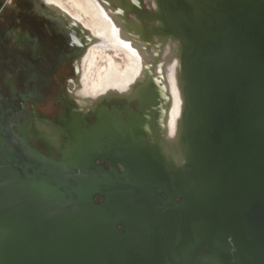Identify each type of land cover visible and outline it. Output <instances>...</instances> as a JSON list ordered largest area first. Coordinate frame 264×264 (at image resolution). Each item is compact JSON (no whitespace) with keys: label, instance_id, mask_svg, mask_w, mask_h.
<instances>
[{"label":"water","instance_id":"95a60500","mask_svg":"<svg viewBox=\"0 0 264 264\" xmlns=\"http://www.w3.org/2000/svg\"><path fill=\"white\" fill-rule=\"evenodd\" d=\"M133 2L180 48L174 138L158 92L66 110L58 143L0 92V264H264V0Z\"/></svg>","mask_w":264,"mask_h":264},{"label":"bare ground","instance_id":"6f19581e","mask_svg":"<svg viewBox=\"0 0 264 264\" xmlns=\"http://www.w3.org/2000/svg\"><path fill=\"white\" fill-rule=\"evenodd\" d=\"M44 1L47 3L46 5L49 6L50 11L56 13L57 17L55 18H58L60 20V23H62L63 27H65L68 30L75 31L79 36L82 37V41H84L82 45L85 44V40L88 41L89 36L86 34V32L87 31L89 32V30L92 31L91 30L92 26H94L95 24L94 22L97 20L96 17V11H97L98 17L101 20L105 21V23H103L102 21L103 25L102 23L99 25L95 24L101 36L100 40L103 42V44H106L107 42L108 44L109 42H113V44L117 43L118 46L120 45L119 47L124 48V50L126 49L130 51L129 55L131 62L127 66L125 72L117 73L116 71L109 70V72L106 73L105 76L102 74L104 78L102 79L101 84L98 83L99 81L97 82L99 84V86L97 87L99 88L96 93H92L88 89L89 82L87 83L84 73L82 74L83 80L81 83H77L76 82L77 80L75 81L74 79H70L69 86L72 88V90L71 93L69 94L77 99V101L80 104L79 106L83 108L82 110L85 111L86 113L89 108L94 109L96 106L98 107V111L105 107H109L107 104H103V105L98 104V102L101 100L103 95L105 97L109 96L108 99H110V97H112L113 95H119V96L122 95V96H126L129 99L136 98L138 99L137 101L138 103L140 101V103L142 104H147L149 103L150 100L148 99L147 96H149L150 94H156V92H158L161 94L162 98L157 114L156 112H154V114L157 115V129L162 139L165 138L164 135H167L170 138H174L176 127L178 124V118L180 117L181 114L182 101H183L181 87H180V80H179L180 56L178 54L180 52V48H178L177 42H172L171 39L167 41L166 38L161 40V37L155 35H154L155 37L153 38V35L148 33L149 30L148 27L141 24L142 23L141 18L137 16L135 11L131 12L133 6L134 7L136 6L135 2H133V5L131 3V1L134 0H69L72 5H76L78 12L76 11L72 12L61 0H44ZM149 5L151 6L150 9L157 10L158 8L156 0H149ZM128 14L133 15V18L132 17L130 18ZM84 16L86 17L87 21H89V23L84 19ZM137 32H140V36L137 35ZM84 48L82 47V52ZM85 50L86 49H84V51ZM90 54L88 53V55ZM106 55L108 54L106 53L105 57ZM123 57H124V53H123ZM99 58L98 61L100 60L99 61L100 64L97 65L101 67L100 65L102 58L101 59ZM111 58L112 57H110V59ZM149 58L153 60V66L156 67L157 74L151 69L150 66L149 67L147 66L146 59ZM103 60L105 59H102V63ZM107 60L105 61L108 62ZM105 61L103 65L105 64ZM125 62H127V60ZM109 64L110 63H108V65ZM112 65L113 63H111V65L109 66L111 67ZM117 66H115V68ZM81 68L82 66L81 64H79L77 69L79 71V74L81 73ZM83 68L85 67L83 66ZM100 79L101 77L99 78V80ZM168 92H170V95L168 94ZM116 108H120V107H116ZM75 111L81 114V110L76 108ZM36 121L39 127L41 128L47 127L46 119L38 116L36 117ZM48 122L54 124L53 122L50 121ZM57 135L55 133V136ZM57 140H58L57 138H54L53 142L57 143Z\"/></svg>","mask_w":264,"mask_h":264},{"label":"flooded vegetation","instance_id":"af4514ba","mask_svg":"<svg viewBox=\"0 0 264 264\" xmlns=\"http://www.w3.org/2000/svg\"><path fill=\"white\" fill-rule=\"evenodd\" d=\"M46 4L0 0V92L16 116L53 120L75 104L68 85L81 48Z\"/></svg>","mask_w":264,"mask_h":264},{"label":"rangeland","instance_id":"374dc122","mask_svg":"<svg viewBox=\"0 0 264 264\" xmlns=\"http://www.w3.org/2000/svg\"><path fill=\"white\" fill-rule=\"evenodd\" d=\"M72 12H78L77 11V7H76V5H72L71 4V2L69 1V0H61ZM66 1V2H65ZM68 1V2H67ZM146 1V5H147V7L148 8H151V6L149 5V0H145ZM70 2V3H69ZM115 7V6H114ZM73 8H75V9H73ZM129 15V17L131 18H133V15H131V14H128ZM96 17H97V20L94 22L95 24H101L102 23V21L103 20H101L99 17H98V12L96 11ZM84 19L87 21V19H86V17L84 16ZM88 23H89V21H87ZM91 23V22H90ZM103 23H105V21H103ZM103 23H102V25H103ZM92 24V23H91ZM95 24H94V26H92V31H90L89 30V32L87 31L86 32V34L89 36L88 37V41L87 40H85V44H83L80 48H81V53H79L78 55H77V57L75 58V60H74V65H75V69H76V77L75 78H72V79H74L77 83H81L82 82V80H83V76H82V74L84 73L85 74V77H86V80H87V83H88V89L92 92V93H96L97 91H98V88L99 87H97V86H99V84L98 83H100L101 84V82H102V79L104 78V76H105V74L106 73H108L109 72V70L110 71H116L117 73H123V72H125V70L127 69V66L130 64V62H131V59H130V55H129V53H130V51L129 50H124V48H121V47H119L118 46V44L117 43H115V44H113V42H109V44H108V42L106 43V44H103V42L100 40L101 38V36H100V34H99V32H98V30H97V28H96V26H95ZM105 25V24H104ZM94 28V29H93ZM94 30H96V31H94ZM96 32V33H95ZM138 34H140V32H137ZM88 45H87V44ZM105 43V42H104ZM98 44V45H97ZM111 44H113V45H111ZM93 45V46H92ZM95 45V46H94ZM97 46V47H96ZM82 47L84 48V49H86L85 51H84V49H83V52H82ZM90 48V49H89ZM99 49H100V51H99ZM114 52H112V51ZM89 51H91V52H89ZM97 51V52H96ZM99 51V52H98ZM103 53H107L108 55H109V57H108V55H106V57H105V54H103ZM105 51V52H104ZM106 51H109V52H106ZM119 52V55H118V52ZM115 52H116V54H117V57H116V54H115ZM88 53L90 54V55H88ZM97 53V54H96ZM98 53H99V55H98ZM102 53V54H101ZM123 53H124V57H123ZM113 54V55H112ZM103 55H104V57H103ZM80 57V58H79ZM100 57V58H99ZM110 57H112L111 59H110ZM114 57V58H113ZM116 57V58H115ZM96 58V59H95ZM98 58L99 59H105V60H107L108 62H106L105 60H103V63H104V61H105V67H108V68H105L104 67V65H103V63H102V59H101V67H99L97 64H100L99 63V61H98ZM121 58H122V60H121ZM123 59H124V61H123ZM112 60H113V62H112ZM127 60V62H125ZM110 61V62H109ZM115 61V62H114ZM122 61V62H121ZM146 63H147V66L149 67H151V69L157 74V69H156V67L155 66H153V60L152 59H146ZM107 63V64H106ZM108 63H110L109 65H111V63H113V65L110 67L109 65H108ZM118 63H119V65H118ZM150 63V64H149ZM79 64H81V66H82V68H81V73L79 74V71L77 70L78 69V66H79ZM93 64V65H92ZM78 65V66H77ZM98 66V68H97V66ZM108 65V66H107ZM117 66L116 68H115V66ZM83 66L85 67V68H83ZM91 66V67H90ZM92 66H93V68H92ZM124 66H126V67H124ZM105 68V69H104ZM111 68V69H110ZM115 68V69H114ZM154 68V69H153ZM93 69V70H92ZM101 69H103V70H101ZM84 70V71H83ZM100 70V71H99ZM105 70V71H104ZM96 73H94V72ZM99 71V72H98ZM104 71V72H103ZM101 72V73H100ZM103 72V73H102ZM99 74V75H98ZM104 76H103V75ZM160 74V73H159ZM97 77H96V76ZM99 76V77H98ZM78 77H80V78H78ZM101 77V79L99 80V78ZM78 78V79H77ZM96 80V81H95ZM99 81V82H98ZM94 82H96V83H94ZM98 82V83H97ZM94 83V84H93ZM90 84V85H89ZM93 85H94V87H93ZM68 91H69V93H71V90H72V88L68 85ZM96 87V88H95ZM168 94L170 95V92H168ZM69 96H70V98L71 99H74V102H75V104L74 105H71V107L73 108V107H76L77 109H79V110H81V114L82 115H84V116H87V115H92V114H97V111H98V107L96 106L94 109H92V108H89L88 110H87V112L85 113V111H83L82 109L83 108H81L79 105V102L77 101V99L76 98H74V97H72L70 94H69ZM105 98V99H104ZM109 98V96H107V97H105L104 95H103V97L101 98V100L98 102V104L99 105H103V104H107L110 108L114 105V106H116V107H120V105H119V101H121V99H123V98H127L126 96H122V95H113L112 97H110V99H108ZM108 99V100H107ZM127 99H129V98H127ZM132 99V98H131ZM130 101V100H129ZM138 100H136V101H132V102H134V103H132L133 105L134 104H136L137 105V102ZM72 108H71V112H72ZM91 111V112H90ZM63 116H61L60 118H62ZM45 119V118H44ZM35 121H36V119H35ZM48 121H50V122H53V120H49V119H46V124H47V127H45V128H41L40 127V129L41 130H43L46 134H48L49 136H51V133H52V141H53V139L54 138H57L58 140H59V137H60V133H61V126L60 125H56L55 124V122H53L54 124H52V123H49ZM36 123H37V121H36ZM39 126V125H38ZM55 128V129H54ZM59 130V131H58ZM55 133H56V135L57 136H55ZM58 140H57V143H58Z\"/></svg>","mask_w":264,"mask_h":264}]
</instances>
